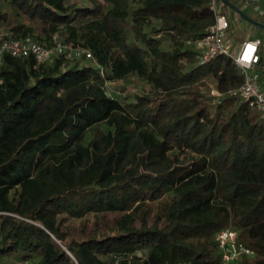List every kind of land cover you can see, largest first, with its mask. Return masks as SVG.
Segmentation results:
<instances>
[{"label":"trees","instance_id":"obj_1","mask_svg":"<svg viewBox=\"0 0 264 264\" xmlns=\"http://www.w3.org/2000/svg\"><path fill=\"white\" fill-rule=\"evenodd\" d=\"M214 22L212 0H0V44L63 47L0 64V264H219L224 227L264 264V118L229 56L200 62Z\"/></svg>","mask_w":264,"mask_h":264},{"label":"built area","instance_id":"obj_2","mask_svg":"<svg viewBox=\"0 0 264 264\" xmlns=\"http://www.w3.org/2000/svg\"><path fill=\"white\" fill-rule=\"evenodd\" d=\"M240 9L250 8L256 18L264 23V0H237ZM215 14L214 24L207 32L196 40L201 63L210 61L217 55L229 56L242 75V82L226 91L228 96L246 101L249 106L259 111L264 118V91L259 84V74L256 67L260 62V47L263 39L260 36H249L235 46L228 36L231 21L221 8L212 0ZM4 52L15 56H26L33 53L39 62L46 61L52 54H61L63 47L56 45L49 49L44 44L30 38L5 40L0 44V64ZM213 90L212 92H214ZM219 251V264H250L255 252L239 240L238 231L231 227L219 229L215 234Z\"/></svg>","mask_w":264,"mask_h":264},{"label":"rangeland","instance_id":"obj_3","mask_svg":"<svg viewBox=\"0 0 264 264\" xmlns=\"http://www.w3.org/2000/svg\"><path fill=\"white\" fill-rule=\"evenodd\" d=\"M80 3H86L88 2V0H79ZM223 3V2H222ZM221 10L223 12H225L228 16V19L231 21L232 17L236 18V20L240 19L241 16L239 14H237L236 12H234L230 7H228L225 3L222 4ZM244 11H246L247 13H249L251 16L256 17L254 15V13L250 10V8L244 7L243 8ZM232 23H230L231 25ZM242 27V26H241ZM257 32H259L260 36L263 38V44H264V29L260 28V27H256ZM9 30L5 29V28H0V37L2 36H8L9 37ZM247 34L246 30L240 31L239 34H237L236 40L237 42L240 41L243 37H245V35ZM11 38V37H9ZM235 40V42H236ZM234 44H237L235 43ZM46 45V43H45ZM66 52H65V58L68 62L72 63L75 60H81L83 62H87L85 60V58L83 59V57L81 56V54H79V51L75 50V49H69V48H65ZM107 89L110 92L113 91H119L121 90L122 87H124L125 85H128L129 88L131 89H138L140 91H147L149 86L148 84L144 83V82H140L138 80H133L130 81V83H123V82H117V83H107ZM211 86H213V82L210 83ZM115 218V215L109 213L103 217H101L99 220L96 219L92 214L87 215L85 218L82 219H74V218H69L64 222V226L63 229L66 233V240H70L72 238H79L82 232H85L86 234H88L91 230H93L96 227V221L98 220L99 222V227L104 229V224L106 222H110ZM24 264H32L31 262H26Z\"/></svg>","mask_w":264,"mask_h":264},{"label":"crops","instance_id":"obj_4","mask_svg":"<svg viewBox=\"0 0 264 264\" xmlns=\"http://www.w3.org/2000/svg\"><path fill=\"white\" fill-rule=\"evenodd\" d=\"M244 12L247 13L246 11H244ZM247 14L249 16H251L249 13H247ZM251 17L252 18H255L253 16H251ZM231 23L232 24H231V27L229 29L228 36L231 38V40L233 41V43L236 40V37L235 36H237V34H239L240 31L246 30V32H247V34L245 35V37H243L240 41L237 42V40H236L235 43H237V44H235V46L238 45L243 39H245V38H247L249 36H260L259 32H257V29H256V27H259V26H256V25H253V24L247 22L242 17L240 19H238V20H236V18H233L232 17ZM260 55H261V59H260L259 64L256 67V71L259 74V84H260V87L264 91V44H262V46L260 47Z\"/></svg>","mask_w":264,"mask_h":264},{"label":"water","instance_id":"obj_5","mask_svg":"<svg viewBox=\"0 0 264 264\" xmlns=\"http://www.w3.org/2000/svg\"><path fill=\"white\" fill-rule=\"evenodd\" d=\"M221 2L225 3L228 7H230L234 12H236L237 14H239L243 19H245L247 22L259 26L261 28H264V23L252 18L251 16H249L247 13H245L242 9H240L238 6H236L234 3H232L230 0H220ZM54 240L57 242L58 245L62 246L60 244V242L54 238Z\"/></svg>","mask_w":264,"mask_h":264}]
</instances>
